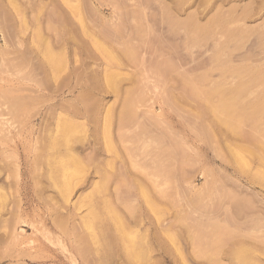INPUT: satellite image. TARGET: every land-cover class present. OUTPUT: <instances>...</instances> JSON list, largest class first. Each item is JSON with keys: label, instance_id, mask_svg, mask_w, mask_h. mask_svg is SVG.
<instances>
[{"label": "rangeland", "instance_id": "rangeland-1", "mask_svg": "<svg viewBox=\"0 0 264 264\" xmlns=\"http://www.w3.org/2000/svg\"><path fill=\"white\" fill-rule=\"evenodd\" d=\"M241 82L264 108V0H0V264H264Z\"/></svg>", "mask_w": 264, "mask_h": 264}, {"label": "bare ground", "instance_id": "bare-ground-1", "mask_svg": "<svg viewBox=\"0 0 264 264\" xmlns=\"http://www.w3.org/2000/svg\"><path fill=\"white\" fill-rule=\"evenodd\" d=\"M50 59H52V57L50 58ZM235 68V67H234ZM238 68V67H237ZM240 68V67H239ZM244 68V67H243ZM255 68V67H254ZM240 69H242V68H240ZM247 70H248V68H247ZM251 70V69H250ZM250 70H248V71H250ZM256 70V69H255ZM254 70V71H255ZM231 71H232V69H231ZM241 71H243V70H241ZM244 71H245V68H244ZM243 71V72H244ZM234 72H235V70H234ZM256 72V71H255ZM259 72V71H258ZM239 74V73H238ZM249 75H252V74H249ZM259 76H261V74L259 75ZM249 77V76H248ZM246 78V77H245ZM250 78V77H249ZM258 78V77H257ZM261 78H262V76H261ZM261 78L259 79V80H261ZM247 79V78H246ZM246 79H244V80H246ZM240 80H242V78H240ZM252 83H254V82H252ZM251 83V84H252ZM239 83H237V87H235L234 89H230V90H228V89H226V90H228V91H226V90H224L223 88H220V86H219V88H217V87H215V91H212V92H210V93H213L214 94V92H216L217 93V95H215V96H219V98H218V101L216 102V104H214V106H213V111L215 110L216 111V113L218 114V118L220 119V121H221V119L222 120H224V122L226 123V124H228L229 125V127L230 128H234L235 126H236V124L235 123H237V122H240V124L242 123L241 121H245V119L247 118V116H248V118L249 117H252L253 119H256V118H254L255 116H258L257 114H259L260 113V117H261V114H262V112L264 111H262V112H260V110L263 108V104L262 103H259V101H261V99L263 100V98L261 97V99H257V100H259V101H254L253 102V104L251 103H249L250 105H248V107L250 108V110L248 111L247 110V108H246V110H245V108L243 109L242 108V106H240L241 107V109L240 108H238L239 106H238V101L240 100V98L238 99V97H239V95H240V97H241V92L244 90V88L246 87V83H244V82H241L239 85H238ZM248 84V83H247ZM250 84V83H249ZM249 85L247 88H248V90H249V88H250V86H252V85H254V84H252V85ZM221 85V84H220ZM246 89V88H245ZM201 91V90H200ZM199 92V91H198ZM197 92V93H198ZM204 92V91H203ZM206 92V91H205ZM204 92V93H205ZM246 92H247V89H246ZM200 93H202V92H200ZM204 93H203V95H204ZM206 93H208V92H206ZM206 93H205V95H206ZM210 93H208V95H206V97L208 96L209 97V100H210V96L209 95H212V94H210ZM245 93V92H244ZM199 94V93H198ZM243 95V94H242ZM205 97V96H204ZM207 97V98H208ZM238 99V100H237ZM208 100V101H209ZM211 103V102H210ZM247 105V104H246ZM244 106V105H243ZM247 107V106H246ZM264 109V108H263ZM247 111H248V113H247ZM251 111V112H250ZM215 113V114H216ZM251 115V116H249V115ZM264 114V113H263ZM220 115V116H219ZM223 116V118H220V117H222ZM254 117H253V116ZM258 116V117H259ZM259 119V118H258ZM222 122V121H221ZM253 122V121H252ZM223 123V122H222ZM224 123V124H225ZM228 125H227V127H228ZM258 125V124H257ZM233 128H232V130H233ZM235 129H237V128H235ZM234 131H236V130H234ZM263 145H264V143H262ZM261 145V144H260ZM263 147V146H262ZM262 149V148H261ZM235 152V151H234ZM234 152H233V154L231 153V155H235L234 154ZM237 152V151H236ZM235 152V153H236ZM240 152V151H239ZM238 152V153H239ZM241 154V153H240ZM259 155H261V154H259ZM244 156V155H243ZM258 156V155H257ZM262 157V156H261ZM231 158V157H230ZM240 158H241V156H240ZM244 158H246V157H244ZM243 157H242V159H244ZM242 159H241V161H242ZM231 160V159H230ZM64 160H62V162H63ZM236 161H237V159H236ZM66 162V161H65ZM69 162V161H68ZM72 164L74 163V162H72V161H70ZM69 162V163H70ZM76 162V161H75ZM77 162H79V161H77ZM235 162V161H234ZM238 162H239V160H238ZM245 162V161H244ZM243 162V163H244ZM52 163V162H51ZM241 163V162H240ZM75 164V163H74ZM77 164V163H76ZM237 164V163H236ZM245 164V163H244ZM244 164L242 165L243 166V168L244 167H246V166H244ZM246 165H248V164H246ZM68 167L70 166L71 167V165H67ZM239 166V165H238ZM241 166V165H240ZM68 167H67V170H68ZM70 167H69V169H70ZM59 167L57 166V169H58ZM63 168V167H62ZM159 168V167H158ZM66 170V169H65ZM75 170V169H74ZM60 171V170H59ZM78 171H80V169L79 170H76L75 171V173L77 172L78 173ZM73 172V171H72ZM74 173V172H73ZM67 174V173H66ZM79 174V173H78ZM59 175V174H58ZM74 175V174H73ZM55 176V175H54ZM68 180V179H67ZM72 181H74V180H72ZM67 182V181H66ZM61 184V183H60ZM59 185V184H58ZM66 186V185H65ZM58 187V186H57ZM72 188V187H71ZM64 189V188H63ZM67 191V190H66ZM105 200V199H104ZM92 201H93V199H92ZM106 204V203H105ZM108 204V203H107ZM106 204V205H107ZM105 206V205H104ZM96 207V206H95ZM94 208V207H93ZM92 208V209H93ZM89 210V209H88ZM92 214H94L95 215V217H97V218H99L98 217V215H96V212L95 211H92L91 212ZM100 214V213H99ZM90 216V215H89ZM93 218V217H92ZM90 220V219H89ZM88 220V217H87V221H88V223H90V221ZM93 222H94V220H93ZM96 223H97V221H96ZM90 225L93 227V225L90 223ZM89 225V227H91ZM96 231V230H95ZM90 233V232H89ZM125 234V233H124ZM95 237V236H94ZM98 237V236H97Z\"/></svg>", "mask_w": 264, "mask_h": 264}]
</instances>
